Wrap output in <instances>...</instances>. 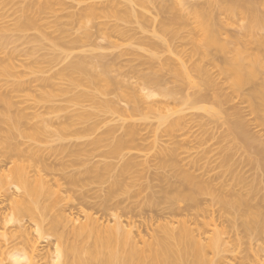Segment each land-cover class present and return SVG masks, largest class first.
I'll use <instances>...</instances> for the list:
<instances>
[{"label": "bare ground", "instance_id": "1", "mask_svg": "<svg viewBox=\"0 0 264 264\" xmlns=\"http://www.w3.org/2000/svg\"><path fill=\"white\" fill-rule=\"evenodd\" d=\"M148 2L149 0H112L102 5H97L95 3L86 7V13L90 16H95L98 11H103L120 19H130L138 16V18H140L141 14L138 13L134 7H136V4L137 6L139 5V7H144ZM156 2V14L161 17L160 19L158 18V20H156L157 18L150 20V33L152 32L153 38L155 37V39H158V42L148 40V42L144 44L146 48L154 50L155 52L158 51L159 48H165V50L174 53L173 59L171 57L166 59L165 62L159 61L160 65H166L165 67H167L166 70L170 75V78L167 80H164L165 76L163 78L162 76L158 77L152 74L151 76L147 72L139 75L141 80L139 84L133 82L134 84L124 85L122 82L116 80L117 76L116 78H106L104 76L102 79L97 71L93 70L94 66L103 59H97V64L93 65L92 62H86L80 58L70 62L67 68H65L66 70L64 69L65 71H63L60 76L62 79L67 80L70 86H75L76 88L84 87L88 89V91H81L80 93L78 92L79 94L76 93V95L71 96L68 102L73 109L69 112V115L63 117V121L55 120V122H53L54 120L50 121L48 119L50 121L48 122V120L42 119L40 116L41 112L40 114L38 112L31 113L30 115L22 111L12 113L13 102L11 100V93L14 90H12L10 94L0 93V108L1 105H3L2 109H0V123L8 126L7 129H2V134L0 135V142L2 143L0 148V169H7H5L6 172H4L5 170L0 172V212L2 211L0 214V264H229L230 262L228 263L227 256L230 254L232 255V253L234 254V252L241 247L240 243L246 238V240H251V242H254L252 241L254 238H256V240L254 239L256 242H259V238H261V241L264 239V187H262V189L260 188L264 181V142L249 133L247 122L240 117V113L235 110V112L233 111L234 113L230 114V117H228L226 128L227 139H231L236 146H240L247 153L246 163L244 164L252 166L251 168L254 171L252 170L253 174H251V176H245L246 173H242V171L245 170L241 168L242 171H240V166H238L239 168L235 166V170L234 167L232 169V159L229 154L225 153V147L224 152L222 150L218 151L219 155L221 152L224 154L222 153L223 155L221 154V157L218 156L220 160L217 165H215L214 162L213 166L210 167H208L209 164L207 165V161H209L207 158L204 163H200L202 159L205 160L206 156L204 155V157L198 156L193 158V152L191 159H189L188 156L184 157V154L187 152V146H184L183 141L179 140V142L176 139L177 137L179 138V136L176 137L169 133V131H175V128H179L178 131H180L182 127V130H184V125L188 124V120H185V117L188 118V115L180 116L179 114L178 117L177 113H181L185 109L190 110L195 105L210 101L213 103H225L223 102L224 100H222L223 97L218 86L219 84H216V81H214L215 78L213 80V76L208 74L210 73V71L207 70L209 68L206 67V69H204L205 67H203V65L207 63L216 66L214 64L215 62H221L222 64H220L224 66L223 68L234 75L238 70L250 68L249 70H251V72L248 74L249 80L255 78L254 83L256 84L249 88L250 91L247 93V100H251L249 104L250 110L259 115L258 119L260 125L264 126V79L261 78L264 74V0H150V5L153 6L152 3ZM42 4L43 5H40L38 8V13L40 14L49 11L52 2L47 1ZM35 14L36 16L38 15L37 13ZM31 16H29V19H26V16H24V21L20 19L16 26L14 24L13 28L18 30V32L28 31L36 23L30 19ZM35 17L32 18L34 19ZM35 19L37 20V18ZM115 26L113 27L114 29L116 28ZM104 29V26H98L96 31L97 35L104 38L106 36ZM182 30L186 31L187 37H185L187 39H182L180 36L179 38L181 39L178 43H175L178 39L175 37H177L178 33ZM5 31H9V28H5ZM119 34L126 35V33L120 31ZM166 35L170 37L167 38ZM9 36L10 35H4L1 37L0 40L2 41V45L12 41ZM185 40L190 42V52L184 49V46L188 44V42H184ZM171 42L175 44L172 45ZM60 43H62V41H60ZM171 47L174 49V52ZM6 52L7 51H5L3 47L0 48V54H5L3 58H1L0 55V64L5 63L13 69L15 66L13 63L14 58L12 54ZM156 55L150 56V60H141L142 62L140 64L144 66V64L148 63L150 65L154 60H159V57ZM53 59H55V56ZM35 62L33 63L35 64ZM37 62L36 64L40 63L39 60ZM50 62H52V60H50L49 63ZM202 62L204 63L201 64ZM212 66L210 65V67ZM108 67L106 69H108ZM109 68H111V66ZM111 71L112 70H110V72ZM105 72H103V74H105ZM195 74H199L198 76L202 77V82L200 84H195ZM163 75L165 74L163 73ZM183 80L187 82H185L186 84L190 83L198 87L197 91L188 93L186 91L188 88L187 86V88H185L184 85L180 83L177 85V82ZM103 81L106 82L104 88H101L103 91L99 94L91 92L92 90L98 91L100 83ZM168 82L177 84L173 88L171 87L170 89L169 87V89H167ZM15 86H13V89ZM18 87L20 89L21 85H18L17 89ZM155 89H158L159 93L162 90L161 96L163 99L148 100L152 97V93ZM209 91H213V93H209ZM60 92L66 94L67 88ZM112 93L116 94V100L107 98V96ZM120 102L124 105H120L122 104ZM216 105L219 106L217 103ZM87 106L93 108L91 109L93 113L85 109ZM170 106H177L180 107V109L173 111L174 108H170ZM220 107L222 106L220 105ZM259 112H263V115H260ZM147 113H150V119L156 120L158 125L164 122L168 123V129H166L164 133L168 132L169 137L171 135L174 136L173 138L176 137L175 140L170 137V140L174 141H171L166 146L160 145L157 153L155 152L157 154L155 159L158 158L160 168L163 167L162 169H164L169 166L168 172L170 171L171 173L169 176L166 174L154 176V179L158 182L156 186L159 189L153 191L150 205L154 206L153 203H156V201L152 199L154 195L158 194V198H163L165 200L169 213L170 211L173 215L184 213L186 217L189 216L190 218L158 224L152 230L148 239H143L140 235L136 234L140 237L137 240V237H135L132 231L134 226L133 223H131L132 221L130 222L128 220L125 225L123 224L124 221L121 219V214L119 212H114L115 209H120L121 204L117 200L119 202H117L119 204L117 207L116 199L114 198H116L115 194L119 190L118 188H121L125 180L134 178L135 175L133 174L135 172L137 173V168L141 166V164L133 161V159L136 160L134 157L128 156L127 154H129L132 149L137 148L141 142L146 140L140 136L141 134L139 135L141 130L138 131V126L136 127L135 122L139 120L138 117L146 115ZM173 114H177V116L170 121L169 118L172 117ZM258 115H256V117ZM92 116L96 118L101 117L103 121L108 119H110V121L113 119L114 121L115 118L119 123H117L118 125L115 124L113 127L107 126L108 129H104L105 131L101 130V132H103L101 136H97L98 138L91 141L92 143L87 144L85 147H78L73 151H67V155L70 157L92 155L101 144V146H103L106 145V143L110 145L108 146V151L106 153L102 152V154H100L99 151V154L102 155L99 156L102 158H123V154L125 155L124 151L128 150L126 154L128 156L127 160L125 159L126 161L120 164V167L117 166L118 168H116L114 173L112 172L114 176L111 177L112 180H114H111L112 182H110L108 188L103 189V191H105L104 194L102 193L103 195L101 194L102 198L99 197L100 195L98 196L100 202H96L98 211L103 212L110 218L109 223H100V221H98L99 219L83 210L81 211L83 213L82 221L73 219L60 211H57L56 214H52L47 219L48 209L46 205L38 202L39 197H44L46 192L51 190V185L49 184L50 180H46L45 174L52 176L57 171L56 166H54L55 164L53 165V163H50V157L57 154L59 150V152H64L65 149L55 150L56 152L52 151L50 154L43 155L40 149H34L22 146V144L19 143L11 142L12 136H14L13 131L20 132L19 120L30 124L36 117L37 119L39 118V120L35 122V126L44 132H51V127L55 125L60 127L61 130L75 131L74 127L85 124ZM116 121L114 122L116 123ZM185 121L187 124H185ZM189 121L190 126L192 120L190 119ZM152 125L153 124H150V126ZM185 131L186 130L183 132ZM203 139L207 140L201 138L199 141ZM222 140L224 141V139ZM199 141L197 142L200 144L201 142ZM103 142L105 144H103ZM180 143H182V145ZM201 145L202 144H200L199 147H201ZM87 146L89 149L86 148ZM181 146H183L184 149ZM195 148L197 149V147ZM181 149L184 151L181 152ZM121 158L120 160L122 161ZM34 159L37 160L36 163H40V165H36ZM187 159L189 161H186ZM47 161H49L50 164L47 163ZM230 163H232V166ZM51 164L55 169L52 168ZM71 164H73V162ZM63 165L61 163V166ZM210 165L212 164L210 163ZM221 165L229 166H227L228 168L226 169L229 179H224L223 175L221 179H224V181L218 183L216 180L222 174L219 176V174L210 173H213L215 168ZM64 167H66V165ZM64 167H61L62 173L68 169H64V171ZM100 169L107 170L108 172L115 170L107 165V163ZM142 170L141 168L138 174H140ZM59 171L60 168L58 172ZM198 171H200L199 174ZM195 172H197V174H195ZM246 172L248 173V170H246ZM65 174L66 173H64V175ZM74 176L75 175L70 174L67 175L65 179L63 178L64 176L61 178L63 181H66H64L66 186L68 185V187H71L75 185L76 179ZM227 176L225 175V178ZM54 182L57 183L58 180ZM56 183H54V185ZM58 185L57 183V186ZM260 190H263L261 195L259 194ZM78 197H80V205L82 203L84 207H87V200L91 198V196L89 197L85 191L82 194L80 193ZM112 201H115V203ZM180 202L184 203V207L176 208L175 206ZM173 205L175 207L174 209H172ZM213 205L218 206L219 212H221L222 215L225 214L231 217L233 219L234 228L239 226L241 235L242 233L244 234L242 237H246H243L244 240L241 241L240 236H236L234 241L236 244L233 242L234 245H236L235 247H237L236 250L230 247L231 242L225 238L224 229H219L212 223V218L211 221L207 220V222H203L201 226L196 224V219L199 216L201 217L203 215V217H205V214L206 216L208 215V217L210 216L209 214L212 212L211 207ZM91 206H93V204ZM88 207L90 206L88 205ZM123 209L124 208H122V210ZM124 214L122 213V216ZM25 220L28 222V226ZM192 220L195 227H191ZM237 221L239 222L237 223ZM31 229H33V231H31ZM228 239L230 240V238ZM42 240L46 241L45 243H47V246L50 248L46 250V253L39 250V245ZM262 242L263 243L260 242L258 245L256 244V246L254 245L255 248H253L251 244L248 246L252 255L251 258L253 259L252 264H264V240ZM246 244L248 245L249 243ZM251 258L250 262L252 261ZM240 263H242V261Z\"/></svg>", "mask_w": 264, "mask_h": 264}, {"label": "rangeland", "instance_id": "2", "mask_svg": "<svg viewBox=\"0 0 264 264\" xmlns=\"http://www.w3.org/2000/svg\"><path fill=\"white\" fill-rule=\"evenodd\" d=\"M47 1L52 2L50 10L42 14L38 13L39 11L38 8L40 7V5H43L42 3L44 2L46 3ZM107 1H112V0H0V39L4 35H10L9 37L12 40V41L10 40L11 41L10 43L5 44V45H2L1 44L2 41L0 40V48L3 47L4 50L7 51L6 53L12 54L14 58L13 63L15 64L13 69H11L5 63L0 64V93L10 94L11 91L14 90L11 93V100L13 102L12 103L13 107L11 110L12 113L22 111L30 115L31 113L33 114V113L39 112L40 114L41 112L40 114L41 118L44 120L46 119V121L48 119L50 121L54 120L53 122H55V120L63 121L64 120L63 117H65L66 115H69V112L73 109V107H71L70 103L68 102L69 98L73 95H76V93L79 94L81 91H88V89L84 87L76 88L75 86H70L68 81L62 79L60 76V74L66 70L65 68H67L70 62L76 61L80 58L85 60L86 62H89V61L92 62L93 65L97 64L96 62L98 60L103 59L100 63H98L99 66L98 64L94 66L93 70L97 71V73L100 75L102 79L104 78V76L106 78L107 77L116 78L117 76L116 80L122 82L124 85H129L133 82L139 84V81H141L139 78V75H142L147 72L150 75L152 74L158 77L162 76V78L165 76L164 80H167L168 78H170V75L168 74L166 70L167 67H165L166 65L165 66L160 65L159 61L165 62L166 59H169L171 57L173 59L174 53L165 50V48H159L158 51L155 52L154 50H150L149 48H146L144 44L148 42V40L150 41L153 40V41L158 42V39H155V37L153 38V35L151 34L152 32L150 33V27H151L150 20L155 19V18H157L156 20H158V18L160 19L161 17L156 14L157 2L152 3L153 4L152 6L150 5V0H149V2L144 7L142 6L139 7V5L137 6V4L136 5L134 4L136 6L134 7V9H136V11L140 13L142 16V17L140 16V18H138L139 17L138 16L136 18L120 19L118 17L115 18L111 14H108L107 12H103V11H98L97 14H95V16H90L86 13V7L88 5L95 4V3L97 5H102V4L107 3ZM116 1H124V0H116ZM34 11L35 13L38 14L37 16L34 13ZM24 16H26L25 17L26 19H29V16H31L30 19H32L36 23L34 22L35 23L33 26L34 28L31 27L26 32H20V31L18 32V30L13 28L14 24L16 26V24L20 21V19L24 21ZM32 17L37 18V20L35 18L33 19ZM100 25L105 27L104 32L106 33V36L104 38L102 36H98L96 33L97 28ZM114 26L116 27L115 29H118V30H115L113 28ZM5 28L7 29L9 28V31H5ZM119 31L126 33L127 36L120 35ZM87 33H88V37H87ZM185 33H186L185 30L180 31L177 37H175V38H178L176 40L177 42H175L174 40L173 41L175 43H178V41L181 38L187 39L186 38L187 33L186 34ZM11 34L13 38L11 37ZM180 36L181 38H179ZM166 37L169 38L170 36L168 37V35H166ZM55 38H57L58 40ZM60 41H62V43H60ZM174 42L173 43L171 42V44L174 45L175 44ZM184 42L187 43L188 41L185 40ZM189 43L190 42H188V44L184 46V49L187 52L191 51L190 50L191 45H189ZM172 51L174 52V49H172ZM154 54L159 57V60H154L153 63L149 62L150 65L148 63L144 64V66L140 64L142 61H146L147 59L150 60L149 59L150 56ZM0 55H1V58L5 56L4 53ZM54 56H55V59H53ZM82 57H85V58H82ZM37 59L40 62L39 64H36L38 63ZM32 60L33 62L36 61L35 64L32 62ZM50 60H52V62L49 63ZM53 60H56V61H53ZM102 62L105 65H103ZM203 63L204 62H202L201 64ZM220 63L221 62L219 63L215 62L214 64L216 66H212L213 64L207 63L206 65H203V67H205L204 69L208 67L209 69L207 70L213 74L212 75L208 73L210 76H213L212 77L213 80L215 78L214 81H216V84H219L218 86L222 94L220 93V91L219 93L222 95L223 99L222 98L221 99L224 100L223 102L225 103H222L223 104L222 105L221 103L216 102L219 105L217 106L215 102L213 103L210 101L204 104L195 105L190 110L183 109L184 111H182L181 113H183L184 115L181 113H177L178 117H179V114L180 116L188 115V118L185 117V120H188L187 121L188 124L186 121H185V124L189 126V123H190L189 120L191 119L192 122L189 126L190 128L187 125H184L185 128L183 129L186 130L185 131L186 133L183 132L184 130H182V127L180 128V131H178L179 128L178 129L175 128V131L174 130L172 132L169 131V133L176 137L179 136V138L178 137L177 138L175 137V138L178 141L179 140L183 141L184 146H187V148L185 147L187 149V152L184 154V157L188 156V158L191 159L193 154H194L193 158L198 157V156L200 157L206 156L205 160L202 159V161L203 160L204 161L203 162L201 161L200 163H204L207 158V160H209L207 161L208 162L207 165L209 164L208 167H210V166H213L214 162H215V165H217L221 157L220 155L226 150L225 153L229 154L232 159L233 166H232V163H230V165L232 166V169L234 167V170H235V166L237 167L240 166V169L243 168L245 170V171H242V169L241 170L239 169L240 171H242L243 174L245 173L247 174V175L245 174V176H251V174H253V171H254L251 168L252 166L250 165L247 166V164H244L246 163L245 160L247 158L246 157L247 153L240 146L239 147L238 145L236 146V144H234L231 139L229 138L227 139V132H226L227 129L226 128H227V119H229L228 117H230V114L234 113L236 110L238 111V113H240L241 115L240 117L243 118L245 122H247L246 123L248 126L247 128H248V131H250L249 133L253 134L259 140L264 142V126L260 125V121L258 119L259 115L256 113H253L250 110L249 104L251 100H247V93L250 91L249 88H251L252 85L256 84L254 83L255 78L249 80L248 74H250L251 72V70H249L250 68L249 69L244 68L242 70H238L234 75L233 73H230L229 71L227 72L226 69L223 68L224 66L221 65L222 63L221 64ZM210 65L213 68L210 67ZM108 66L109 67L111 66V68H109ZM107 67L108 69H106ZM110 70L112 71L110 72ZM103 72H105V74H103ZM163 73L165 75H163ZM198 75L199 74L194 75L195 84H200L202 82V77ZM261 78L264 79V74L263 76H261ZM185 82L186 81L184 80L177 82L178 84L171 83V82L170 84L168 82L167 89H169V87L171 89V87L173 88L176 84L179 85L180 83L181 85L183 84L185 88L188 87L186 89L188 93H193L197 91L198 87L193 86L189 82H188L189 84H186L187 82L186 83ZM105 83H106L105 81L101 82L100 83L101 87L99 86L98 91L92 90L91 92L99 94L101 91H103V89L101 90V88L102 87L104 88ZM18 85H21L20 89L19 87L17 89ZM13 86H15L14 89H13ZM66 88H67V93H66L67 95L62 94L60 91ZM157 91L158 89H155L153 92L154 95L152 93V97L149 98L148 100L163 99V97L161 96L162 90L160 91V93L159 91L158 92ZM209 93H213V91L211 92L209 91ZM115 97H116L115 93L114 94L112 93L109 96H107L108 99L111 98V99L116 100L117 98ZM120 105L123 106L124 104L122 103ZM220 105L222 107H220ZM2 106L3 105H1L0 109H2ZM170 108H174L173 111L180 109V107H177V106L176 107L170 106ZM85 109L91 112L93 111L91 110L93 108L88 107V106ZM177 114H173L172 117L169 118L170 121L174 117L176 118ZM225 114L227 115V117ZM259 114L263 115V112L262 113L259 112ZM256 115L258 116L256 117ZM138 118L139 120L138 121L136 120L135 122L136 127L138 126L137 127L138 131L141 130V132H139V135L141 134L140 136H142V138L143 139L145 138L146 140L141 142V144L143 143L142 145L139 144L140 147L138 146L137 148L132 149L129 152V154H127L128 150L124 151V153L125 155L127 154L128 156L134 157L136 159V160L133 159L134 162L136 161L138 164H141L140 168L139 167L137 168L139 172L141 168L143 170L141 171L140 174H138L139 173L138 171L137 173L135 172L133 174L135 175L134 178L125 180L121 188H118L119 190L115 194L116 198H114L116 199V203L118 201L121 203L120 209L117 208L115 209L114 212L115 213L119 212L121 214V219L122 221H124L123 224L126 225V222L128 220L130 222L132 221L131 223H133L134 225V226L132 225L133 226L132 231L135 237H137L136 238L137 240L140 237H138L136 234L140 235L143 239L144 238L148 239L150 234L152 233V230L158 224H163L168 221L170 222V221L183 220V219L190 218L189 216L186 217L184 213H180V215H173L171 214L172 213L171 211L169 213V209H167L168 207L165 204L166 203L165 200L163 198L162 199L158 198L159 196L158 194L154 195V198L152 199L156 201V203H153L154 206L150 205L151 203L150 199L152 198L153 191H157L159 189L156 186L158 182L154 179V176H162L163 174H166L169 176V174L171 173L170 171L168 172L169 166H167V168L165 167L166 169L165 168L162 169L163 167L160 168V164H159L160 162L158 161V158L155 159V157L157 156L156 153L158 149L160 148V145L166 146L171 141H174L175 138H173L174 136L171 135L170 137L173 138L174 140H170V137L168 135L169 133L168 132L164 133L166 132V129H168L167 128L168 123L164 122L158 125L156 120L150 119V113H147L146 115H142L141 117H138ZM37 120H39V118L37 119L36 117L35 120H32L30 122V124H27L26 122L22 120H19L20 132L13 131L14 136H12L11 142L19 143V144H22V146H26V147H30L34 149L36 148L40 149L43 155L50 154V152L55 151V150L56 151L59 149L62 150L63 148L66 151L65 152L63 150L64 152H59L60 151L59 150L57 154L51 156L49 159L50 163H53V165L55 164L54 166H56L57 171L52 176L45 174L46 180H50L49 184L51 185V190L47 191L44 197H39V201H38L40 204L42 203L43 205H46L48 209L47 219L52 214L54 213L56 214L57 211H60L64 213L65 215L72 217L73 219H78V221H82L83 213L81 211L83 210L86 213L91 214L93 217L99 219L98 221H100V223H103V224H107V222L109 223L110 218L107 217V215L104 214L103 212L98 211L96 202H98L100 200L99 197H101L104 194L105 190L103 191V189L108 188L109 187L108 185H110V182L114 180V179L112 180V177L114 176L112 175V172L114 173V171H116V168L120 167V164H122L124 161L127 160L128 156L127 155L125 156L122 152L124 156L123 158L118 157V158L108 159V158L100 157L102 156L100 155L102 154V152L106 153L108 151L107 149H109L108 146L110 145H107V143H106L107 146L106 145L101 146L102 145L101 144L98 147L99 149L97 148L96 151L94 150L95 152L93 151L94 153H92V155L90 154L91 156L81 155L77 157H70L69 155H67L68 154L67 151H71V150L73 151L78 147H81V146L85 147L87 144L92 143L91 141L101 136V134L103 133L101 132V130L105 131L106 129H108L109 126L113 127L115 124L119 123L118 120L116 121L114 118V121H116V123L113 121V119L111 121L110 119L106 121L104 120L105 121L104 122L101 119V117L96 118L95 116H92L85 123L87 126L85 124L79 125L78 126L79 128L76 126L74 127L75 131L74 130H61L60 127H57L54 124L55 126L51 127V132H44L40 128L35 126V122ZM49 120L48 122H50ZM207 122H210V123H207ZM150 124H153V125L150 126ZM7 127H8L7 125L0 123V135L2 134L1 133L2 129H7ZM14 130H17V129H14ZM200 137L205 138L207 140L203 139L202 140L203 142L199 141V139L201 140ZM196 138L197 139L199 138V139L197 140ZM222 139H224V141ZM197 141L201 142L200 144H202L203 146L201 145V147H199L200 144ZM1 144L2 143L0 142V148L2 146ZM103 144L105 143L103 142ZM180 144L182 145V143ZM181 147L183 148V146ZM195 147H197V149ZM224 147H225V150H224ZM86 148L89 149L88 146ZM183 149H181V152L184 151ZM220 150H222L223 152H221V154L219 155L218 151ZM99 151H100V154H99ZM120 158L122 159V161L120 160ZM36 161L37 160L34 159V163H36ZM49 161H47V163H49ZM186 161H189V160L187 159ZM72 162L73 164H71ZM61 163L62 165L64 163V165L61 166ZM106 163L107 165H109L115 170L110 171V172H108L107 170H101L100 168L103 167ZM210 163L212 165H210ZM38 164L40 165V163H36V165ZM53 165L51 164L52 168L55 169ZM65 165L66 167H64ZM227 166L228 165H225V166L221 165L218 168L216 167L213 173H210V174H219V176L222 174L216 180V182L219 183L221 181H224V179L226 180L229 179L228 178L229 176H227L228 171L226 170L229 166L228 167ZM61 167H64L63 170L68 168L66 171L64 170L65 171L64 173H66L67 175H70V174L75 175L74 176V178L76 179L75 185L71 187H68V185L66 186V184L64 183L65 180L63 181L61 177L64 176L63 178L65 179L67 175L65 174L66 175L65 176L64 173L61 172L62 171ZM59 168H60V171L58 172ZM5 169L6 168H2V170L0 169V172H3ZM6 170L4 172H6ZM246 170H248V173L246 172ZM199 173L200 171H198V174ZM195 174H197V172H195ZM223 175H224V179H221ZM225 175L227 176L226 178H225ZM50 177L52 178L54 177L53 178L54 180ZM55 180H58L57 182L59 184L58 186H57V183L54 182ZM54 183L56 184L54 185ZM263 185H264V181H263V184L260 186L261 189L262 187H264ZM85 191L87 192L89 197L91 196V198H88L87 200L88 203L86 202L87 207H84L82 203H81L82 206L80 205L81 201L79 199L80 197H78L80 193L82 194ZM262 192L263 190H260L259 194L261 195ZM0 201H1V198H0ZM112 202L115 203V201H112ZM118 203H117V207L119 205ZM92 204L93 206H91ZM88 205L90 207H88ZM183 205L184 203L180 202V203H177L175 207L182 208L184 207ZM0 206H1V203H0ZM175 207L173 205V208L172 207L170 208L174 209ZM122 208L124 209L122 210ZM211 208H212V212H211L212 214L209 212L210 213L209 217L208 215L206 216V214H205V217H203V215L201 217L199 216L196 219V224L201 226L203 222H207V220L211 221V218H212L213 220L212 223H214L219 229H224L225 235H226V237L225 235L224 237L228 241L231 242L230 247L231 248L233 247L232 249L236 250L237 247H235L236 245H234L236 236H240L241 241H243L244 238L246 237L244 236H243L244 238L242 237V235L244 234L242 233L241 235V231H240L241 229L239 228V226L237 228H234L233 219L231 217L225 214L222 215L221 212H219L217 205H213ZM122 213L123 214L125 213V214L122 216ZM238 222L239 221H237V223ZM25 223L28 226L27 224L28 222H26V220H25ZM191 223H192L191 227H195V224H193L194 223L193 220L191 221ZM31 231H33V229H31ZM228 238H230V240ZM246 239L240 243L241 247L237 249L234 252V254L233 253L232 255L228 254L229 255L227 256L228 259L227 258L226 259L228 263L230 262L229 264H239L241 261L242 263H246V264L253 263V259L251 258L252 255L249 251L248 246H250L251 244L252 247L255 248L254 245L256 246V244L258 245L260 244V242L263 243L262 241L264 239L261 241V238H259V242L255 241L256 238H254L255 240L254 239L252 240L254 242H251V240L249 241ZM45 242L46 241L44 240L40 242L39 250L44 251L46 253L47 252L46 250H49L50 248L49 246H47V243ZM230 242H229V245H230ZM246 243H249V244L247 245ZM248 251L250 254L248 253ZM246 255H247V258H246ZM248 256H249V259H248ZM250 258L252 259L251 262H250Z\"/></svg>", "mask_w": 264, "mask_h": 264}]
</instances>
